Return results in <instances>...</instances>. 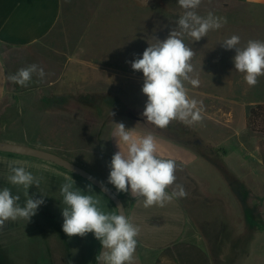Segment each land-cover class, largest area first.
<instances>
[{"label":"rangeland","instance_id":"rangeland-1","mask_svg":"<svg viewBox=\"0 0 264 264\" xmlns=\"http://www.w3.org/2000/svg\"><path fill=\"white\" fill-rule=\"evenodd\" d=\"M184 11L178 0H62L59 22L41 43L20 50L0 45L9 75L31 64L47 73L43 79L34 74L26 87L9 81L11 89L54 83L43 98L27 100L22 111L0 109V131L15 141L9 143L55 153L96 176L92 170L100 164L97 154L109 125L139 121L155 134L192 145L200 157L212 161L214 174L230 176L227 189L240 194L243 208L264 201V165L258 153L264 120L248 118L252 107L264 104V76L248 86L244 74L235 70V50L220 44L232 35L240 37V47L249 40L264 41L255 34L259 12L234 0H202L198 15L211 12L227 20L198 42L182 36L195 52L193 75L200 84L186 83V88L190 98L202 102V122L188 126L174 120L160 129L141 115L147 100L141 91L143 74L129 62L156 38L165 39ZM67 111L69 134L60 124ZM10 164L25 167L40 180L39 189L33 185L28 192L35 198L42 192L45 202L29 222L6 221L0 231V264H95L100 246L94 235L69 238L62 230V184L66 178H73L80 189L89 183L50 162L0 152V189L19 195L21 206L24 189L7 180ZM238 173H245L239 182ZM212 226L219 232L222 225L218 220Z\"/></svg>","mask_w":264,"mask_h":264},{"label":"clouds","instance_id":"clouds-1","mask_svg":"<svg viewBox=\"0 0 264 264\" xmlns=\"http://www.w3.org/2000/svg\"><path fill=\"white\" fill-rule=\"evenodd\" d=\"M201 2L178 0L185 11L176 21V27L165 39L156 38L157 42L149 44L142 56L129 62L134 71L143 74L141 91L147 100L141 115L157 128L165 129L174 120L188 126L203 120L202 102L190 98L186 88V83L197 87L200 81L193 75L195 52L184 43L182 36L186 34L198 42L207 37L209 31L221 28L227 20L211 12L206 17L198 15L195 10ZM220 44L225 50H235L232 58L235 70L244 74L248 86L254 87L258 78L264 76V41L249 40L246 46L240 47V37L232 35ZM34 74L41 79L46 75L43 68L31 64L8 75L7 80L26 87ZM111 115L114 113L111 112ZM113 123L115 128L111 135L119 150L108 164L110 172L107 182L118 193H130L137 201L142 199L145 208L164 207L174 198L186 197L184 186L176 183L177 162L159 154L154 135H137L134 128H126L124 123ZM121 145L125 146L126 151L121 150ZM9 173L7 180L24 189L26 200L21 206L19 195H13L8 187L0 189V231L4 230L9 220L23 219L29 222L45 202V195L41 191L40 198H35V194L29 195L30 186L35 185L39 189L40 180L25 167L10 164ZM91 192V184L85 192L76 187L73 178H66L60 188L64 205L63 232L69 238H83L92 233L102 248L96 255L98 264H133L140 228L130 222L124 212H105L98 196L86 194Z\"/></svg>","mask_w":264,"mask_h":264},{"label":"crops","instance_id":"crops-1","mask_svg":"<svg viewBox=\"0 0 264 264\" xmlns=\"http://www.w3.org/2000/svg\"><path fill=\"white\" fill-rule=\"evenodd\" d=\"M234 1L260 13L261 23L255 34L264 38V0ZM61 13L62 0H0V45L20 50L41 43L57 25ZM45 74L43 78H47ZM8 75L7 64L0 53L2 111L6 108L22 111L27 100L43 98L54 85L52 80L28 89H11ZM69 118L68 111L62 113L63 133L66 130L69 134ZM138 122L124 125L134 128L137 135H154L159 154L177 162L176 183L184 186L187 196L174 198L164 207L145 208L142 199L137 201L130 193H118L107 182L108 164L119 150L111 135L115 125H109L103 135L104 146L97 154L96 162L100 160V164L92 171L121 199L126 216L140 228L133 264H264V201L260 199L252 208H243L240 194L227 189L230 176L214 174L212 161L200 157L195 147L155 134ZM2 133L0 131V141L15 142ZM121 150L126 151L124 145ZM240 163L245 166L243 160ZM244 177L245 173L236 174L238 182ZM91 186L93 192L86 194L98 196L105 212H116L109 199ZM81 189L86 192L88 185H81ZM218 220L222 226L215 232L212 221ZM95 245L101 246L100 242Z\"/></svg>","mask_w":264,"mask_h":264},{"label":"water","instance_id":"water-1","mask_svg":"<svg viewBox=\"0 0 264 264\" xmlns=\"http://www.w3.org/2000/svg\"><path fill=\"white\" fill-rule=\"evenodd\" d=\"M0 152L27 156V157H32L38 160L50 162L72 174H75L79 176L80 178L84 179L85 181H87L88 183H90L91 185H93L106 198H108L109 201L114 205L117 213L121 211V213L124 212L125 214L124 205L121 199L107 185H105L102 181L97 179L95 176H93L91 173H89L84 168L70 162L69 160L55 153L42 150L36 147L26 146L22 144H13V143L4 142V141H0ZM101 250L102 248L100 246L99 251ZM95 264H98V262L96 261Z\"/></svg>","mask_w":264,"mask_h":264},{"label":"trees","instance_id":"trees-1","mask_svg":"<svg viewBox=\"0 0 264 264\" xmlns=\"http://www.w3.org/2000/svg\"><path fill=\"white\" fill-rule=\"evenodd\" d=\"M249 120L251 119H262L264 120V104H256L254 107H252L249 111ZM258 153L262 162V165H264V142L259 141L258 142Z\"/></svg>","mask_w":264,"mask_h":264}]
</instances>
